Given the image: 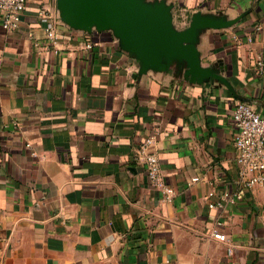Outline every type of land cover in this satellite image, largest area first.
<instances>
[{
    "label": "crops",
    "instance_id": "obj_1",
    "mask_svg": "<svg viewBox=\"0 0 264 264\" xmlns=\"http://www.w3.org/2000/svg\"><path fill=\"white\" fill-rule=\"evenodd\" d=\"M144 1L178 29L240 18L198 32L223 80L194 82L184 61L141 72L112 31L63 24L57 0H26L13 30L0 19V264H264L263 186L209 206L238 187V102L264 115V0ZM149 137L163 190L134 159ZM219 222L228 242L207 235Z\"/></svg>",
    "mask_w": 264,
    "mask_h": 264
},
{
    "label": "water",
    "instance_id": "obj_2",
    "mask_svg": "<svg viewBox=\"0 0 264 264\" xmlns=\"http://www.w3.org/2000/svg\"><path fill=\"white\" fill-rule=\"evenodd\" d=\"M57 6L60 21L71 28L112 31L123 49L141 62V72L184 61L186 74L194 82L223 80L213 67L201 65L196 45L199 30L224 29L240 20L195 13L187 27L178 29L171 6L162 1L152 4L144 0H57Z\"/></svg>",
    "mask_w": 264,
    "mask_h": 264
},
{
    "label": "built area",
    "instance_id": "obj_3",
    "mask_svg": "<svg viewBox=\"0 0 264 264\" xmlns=\"http://www.w3.org/2000/svg\"><path fill=\"white\" fill-rule=\"evenodd\" d=\"M26 7V0H0L1 25L6 30L18 27ZM50 21V20H49ZM45 40L48 46L56 47L60 42V34L56 22L50 21L45 29ZM257 66L264 73V61L259 60ZM234 145L236 148L235 171L237 190L226 191L220 201L210 203L211 208L222 207L227 200L238 198L243 189L262 185L264 188V115L248 102H238L233 112ZM151 138L145 139L137 150L134 159L144 156L147 175L152 187L166 189L165 176L158 156L149 150ZM30 148V144L26 145ZM37 157V153L33 152ZM197 181L198 177L192 179ZM222 223L215 224L207 232L208 236L220 242H228L227 235L222 231Z\"/></svg>",
    "mask_w": 264,
    "mask_h": 264
}]
</instances>
